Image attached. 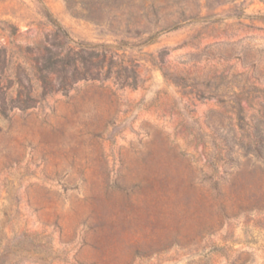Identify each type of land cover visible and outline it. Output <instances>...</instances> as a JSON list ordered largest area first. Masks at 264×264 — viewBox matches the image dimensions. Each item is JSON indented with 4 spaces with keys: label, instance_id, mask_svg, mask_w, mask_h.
I'll list each match as a JSON object with an SVG mask.
<instances>
[{
    "label": "rangeland",
    "instance_id": "rangeland-1",
    "mask_svg": "<svg viewBox=\"0 0 264 264\" xmlns=\"http://www.w3.org/2000/svg\"><path fill=\"white\" fill-rule=\"evenodd\" d=\"M0 264H264V0H0Z\"/></svg>",
    "mask_w": 264,
    "mask_h": 264
}]
</instances>
